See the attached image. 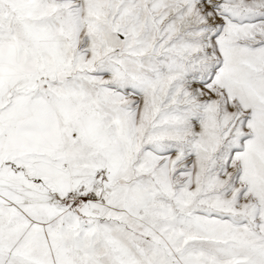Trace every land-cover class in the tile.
<instances>
[{
	"label": "snow or ice",
	"instance_id": "obj_1",
	"mask_svg": "<svg viewBox=\"0 0 264 264\" xmlns=\"http://www.w3.org/2000/svg\"><path fill=\"white\" fill-rule=\"evenodd\" d=\"M0 264H264V0H0Z\"/></svg>",
	"mask_w": 264,
	"mask_h": 264
}]
</instances>
